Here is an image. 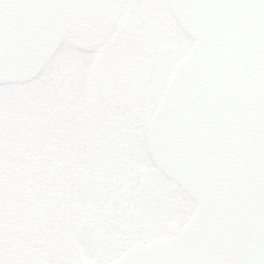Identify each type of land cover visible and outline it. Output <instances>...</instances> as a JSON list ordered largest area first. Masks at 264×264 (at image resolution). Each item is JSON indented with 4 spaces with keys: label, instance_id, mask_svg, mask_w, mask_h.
Here are the masks:
<instances>
[{
    "label": "water",
    "instance_id": "1",
    "mask_svg": "<svg viewBox=\"0 0 264 264\" xmlns=\"http://www.w3.org/2000/svg\"><path fill=\"white\" fill-rule=\"evenodd\" d=\"M168 1L195 45L167 83L148 144L198 208L177 236L107 264H264V0ZM109 2L0 0V84L35 77L72 21L100 18Z\"/></svg>",
    "mask_w": 264,
    "mask_h": 264
},
{
    "label": "rangeland",
    "instance_id": "2",
    "mask_svg": "<svg viewBox=\"0 0 264 264\" xmlns=\"http://www.w3.org/2000/svg\"><path fill=\"white\" fill-rule=\"evenodd\" d=\"M102 38L85 48L65 38L32 80L0 85V264L106 263L134 243L176 234L195 209L147 152L146 127L170 69L161 78L163 66L148 91L151 79L142 72L143 122L131 137L129 127L100 121L110 111L92 100L93 48ZM141 54L132 47L121 61L141 67ZM109 131L117 141L101 142L98 135Z\"/></svg>",
    "mask_w": 264,
    "mask_h": 264
},
{
    "label": "flooded vegetation",
    "instance_id": "3",
    "mask_svg": "<svg viewBox=\"0 0 264 264\" xmlns=\"http://www.w3.org/2000/svg\"><path fill=\"white\" fill-rule=\"evenodd\" d=\"M125 20L131 22L123 25ZM172 32L176 33L175 37L171 36ZM100 37H103L101 42L93 48L98 55L90 70L93 88L96 92L92 94V100H95L96 104L107 105L110 111V114L101 117L100 121L107 120L113 127L123 126L124 132L129 127L131 137H135L136 124H142L144 115V110L137 104L138 92L142 85H146L141 79L142 72L145 74L147 72L146 75L151 79L150 86L145 88L148 91L152 89L153 83L154 85L159 83L158 71L164 66V74L161 76L163 78L167 72L166 69H170L169 77L182 57L192 48L193 42L182 31L167 0H112L103 18L93 25L82 21L74 22L66 38L76 40L78 47L85 48ZM168 39H170L169 42H166ZM183 39L187 40L189 45L182 47ZM135 46L142 51V65L130 69V64H123L121 59H129V52ZM171 46L173 52L164 65L156 63V60L164 59L168 55ZM183 49H187L184 55L182 54ZM113 51L119 57L114 55L109 58V54ZM116 59L118 60L115 61ZM148 62L150 63L149 71L146 70ZM169 62L172 63L168 67ZM57 86L56 79L51 87L54 89ZM117 137L118 135L112 134V131H109V134L98 135L104 143L116 142ZM156 171L159 170L156 169Z\"/></svg>",
    "mask_w": 264,
    "mask_h": 264
}]
</instances>
